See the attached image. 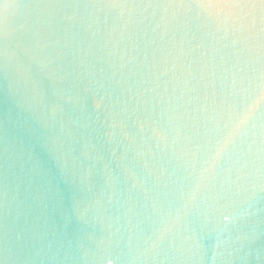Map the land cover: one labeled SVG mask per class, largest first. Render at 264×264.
I'll return each instance as SVG.
<instances>
[{
  "label": "water",
  "instance_id": "water-1",
  "mask_svg": "<svg viewBox=\"0 0 264 264\" xmlns=\"http://www.w3.org/2000/svg\"><path fill=\"white\" fill-rule=\"evenodd\" d=\"M0 264H264V0H0Z\"/></svg>",
  "mask_w": 264,
  "mask_h": 264
}]
</instances>
